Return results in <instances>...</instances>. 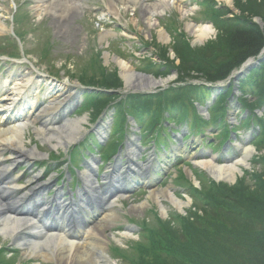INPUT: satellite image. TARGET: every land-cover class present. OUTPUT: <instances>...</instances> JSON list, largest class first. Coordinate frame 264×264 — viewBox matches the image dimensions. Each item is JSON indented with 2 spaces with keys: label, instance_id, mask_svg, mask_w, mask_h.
Wrapping results in <instances>:
<instances>
[{
  "label": "rangeland",
  "instance_id": "obj_1",
  "mask_svg": "<svg viewBox=\"0 0 264 264\" xmlns=\"http://www.w3.org/2000/svg\"><path fill=\"white\" fill-rule=\"evenodd\" d=\"M41 1L45 3V0H0V56L3 53L7 55L5 53L7 46L13 44L9 43L10 40L17 43L20 51L19 57H16L18 61L0 57V81H3L5 85L8 84L6 90L11 91L15 88V83L29 78L37 80L38 85L31 86L30 91L41 104L45 101L43 98L47 88H50L49 83L65 85L72 89L70 96L74 99L73 104L70 103L64 107L68 118L86 117L87 121L83 125L84 133L75 144H71L66 149V152L61 148L52 149L46 142L42 143L39 138H36L30 129L26 130L27 147L37 151L40 156L34 161L18 160L19 165L15 166L13 172L17 178V184L25 186L27 180L34 177L33 175L42 173L43 176L39 178L40 183L46 184L53 179L51 187L45 193L48 201L52 197L55 198L57 191L62 196V200H68L71 195L74 199L77 198L76 192L82 187L79 173L86 172L85 162L90 160L87 157L84 162L81 151L86 156L84 147L89 145L90 138L99 139L98 133L103 126L101 123L96 128L94 125L96 117L102 113L104 119L110 118L109 116H112L114 112L112 109H116V113L113 114L116 125L107 146L104 147L106 140L102 143V147L97 148L96 145L92 147L96 157L92 160L96 162L95 167L98 168V171L94 173L96 182L98 185L103 184V176L114 164L115 173L125 171L124 174H126V168L136 170V163H138V167L143 166V176L142 181L129 183L127 180L126 184L129 188L121 195L123 198L117 200L116 206L110 211L105 210L104 213H100L101 216L114 214L111 220L108 218L101 222L102 228L98 233L103 236L100 246L107 256L106 264L151 262L152 249L157 246V242L161 243L163 248L170 246L166 243L168 245L166 247L165 243L158 240L161 236L159 234H164L167 230L183 233L184 230L181 228L183 225L180 221L186 220L189 213L198 215L200 218L206 216V220L189 225L190 235L187 237L178 239L169 236V239L172 249H176L178 245V253L184 252L198 259L195 264H235L230 260L220 259L229 256V252L221 246V241L223 242L227 236L219 233H229L230 229L236 231L232 232L235 241H227L235 248L230 254L240 251L247 257L256 253L255 247L264 236L263 230H259L261 227L264 228V217H262L264 216V188L258 192L252 185L254 181L264 185V166L258 163L259 160L264 161V47L253 57L247 58L233 68L222 80H205L203 72H196L200 66L209 68L206 65L207 61L210 65L219 66L232 57L225 56L227 50L224 45L228 40L226 34L237 28L236 21L241 16H247L249 13L250 23L263 27L264 0H229L228 4L216 0H183L179 4L178 0H142L138 4L129 5L128 10H123L118 3H115L113 8L108 0H73L76 1L75 9L70 11L66 20H60L59 23L51 13L46 14L36 10L41 7ZM159 1L165 4V7L157 8L156 6V11L141 9L144 5H157ZM171 3H174V7H171ZM15 12L16 15L24 18L22 22L15 23L13 26L12 19ZM188 24L191 27L205 25L211 27L212 32L207 39L198 41L187 30ZM103 31L111 32L114 37L100 42L99 36ZM159 31L164 32L167 38L166 43L159 39ZM13 33L20 36V41L12 36ZM22 51L26 58L21 57ZM105 56L108 57L107 61L104 59ZM190 56L199 60L196 63L188 62L186 59ZM115 58L128 63L134 73L149 74L155 79H165L174 74L176 78L164 88L153 89V93L126 92L117 73V65L112 61ZM202 58H208V60L202 62L204 61V59L200 60ZM205 70L211 72L208 69ZM9 72L11 75L14 74L15 78L7 80ZM41 76L42 79L36 78ZM227 78L230 81L226 80ZM191 87H200V89L202 87L208 91L204 93V97L197 91L198 96L192 95L187 104V106H197L196 108L201 107L206 113H202V116H206L207 112L212 110L201 120L204 136H193L180 144L179 133H184L186 126L183 122L174 124L178 125L177 127L173 125V130L178 134L174 136L172 144H165L166 153H157L153 143L146 141L145 137L152 133L151 135L155 138V133L160 130L161 125L158 122L153 124V122L160 120L163 116L162 110L166 97L180 95V90ZM85 95L87 97L83 101ZM199 98L202 99L201 102ZM123 109H126L128 112L126 114L131 118H136L135 126L147 134L142 139L144 145L139 147L138 138L129 133V139L124 142L122 148V155L109 159L106 163L103 159L104 154H108L105 148L108 149L116 143L114 136H117L118 132H120L119 136L123 133V130H118L117 127V123L124 119ZM189 112H192V108ZM214 118L212 122L211 119ZM34 119L32 116L31 128L43 125L48 128L60 124L59 121ZM178 120V118L173 119L171 123H178ZM211 123L212 126L209 125ZM213 123L227 125L233 133L234 145L238 143L245 148L254 149V155L248 161L249 167L242 170L233 183L215 182L200 168L191 169L190 167L194 161L210 158L204 155L205 152L213 155L215 164H224L236 156V146L228 147L224 154L220 151L211 154L207 146L203 149L202 138H208L212 144H217L220 140L217 135L221 133ZM129 127L132 131L134 129L139 131L135 127L133 129L130 124ZM137 131L135 133H138ZM133 149L135 152L129 157ZM69 160L73 165L77 166L78 163V167L82 166L78 170L77 177ZM99 166L102 167L99 168ZM187 169L191 170V175L186 173ZM195 180L199 184L197 187L194 186ZM156 189L159 191L168 189L174 197L183 201L188 198L191 202L183 209V213H179L166 200L160 198L166 211L165 215H162L157 204L147 199ZM202 195L216 199L219 197L220 201L227 199V203L232 201L233 197H242L247 207H249L248 202H252L251 206L254 208L233 205L234 211L226 213L220 207H215L216 209L205 207L207 199ZM77 211H79L78 208ZM100 217L97 216L95 219L99 221ZM250 217L255 224H250ZM218 220L224 225L218 224ZM124 232L128 236L121 237ZM207 236L215 247L211 257L217 258L203 261L199 260V254L203 253L200 247L206 244L204 238H208ZM217 237L219 240L214 241L213 239ZM17 239L19 240L14 242L15 239L3 238L0 235V248L17 249L14 255L8 252L0 255V264H59L54 259L45 261L40 256L25 257L18 247L15 248L16 243L22 241L23 237L19 235ZM246 251L249 253L246 254ZM159 253L164 252H157ZM92 255L95 256V252ZM159 258H162L160 254ZM238 258L232 257L236 260ZM168 259L166 264H183L176 263L174 255H170Z\"/></svg>",
  "mask_w": 264,
  "mask_h": 264
},
{
  "label": "bare ground",
  "instance_id": "obj_2",
  "mask_svg": "<svg viewBox=\"0 0 264 264\" xmlns=\"http://www.w3.org/2000/svg\"><path fill=\"white\" fill-rule=\"evenodd\" d=\"M108 1L113 8L115 3H118L122 6L123 10H128L129 5H134V3L138 4L142 0ZM181 1L183 0H178V4L181 3ZM216 1H222L226 4L229 3V0ZM40 3L41 7L36 8V10L43 11L46 14L51 13L52 16L57 18V23H59L60 20H66L70 15V11L74 10L76 7V1L73 0H45V3L44 1H41ZM156 6L157 8L159 6L162 8L165 7V4L160 2L157 5H144L141 9H151V11H156ZM171 7H174V3H171ZM113 10L115 11V9ZM110 11L112 12V10ZM186 28L189 30L190 34L194 35L195 38L198 39V41L207 39V37L210 36V33L212 32L211 27L205 25L191 27L188 24ZM112 37L114 36L111 32L103 31V33H101L99 36V41L103 42ZM158 37L163 41V43L167 42L164 32L159 31ZM107 58V56L104 57L106 61ZM112 61L117 65V73L119 74L122 85H124V90L126 92L140 91L147 94L153 93V89L164 88L176 78V76L172 74L165 79H155L149 74L145 75L141 73H134L128 63H124L117 58L113 59ZM4 85L0 82V235L3 238L11 237L15 239L14 242H16L19 240L17 237L15 238L16 234L28 232L32 238L36 239V241L32 239H21L22 241H18L15 246L16 248L18 247V249L22 251L21 253L27 258H38L40 256L45 261H52L51 259H54L59 264H84L85 262L88 264H106L107 256L104 254V250L100 246V240L103 238V236L99 235L98 233L102 228L101 222L108 218L111 220L114 214L111 216H101V214L104 213V209L106 211H110L111 208L116 206L117 200H121V198H123L121 196L122 187H117V189L113 188V190L116 192V198L108 203V201H105L106 195L102 189L109 187V182L107 185L98 186L97 182L94 181L92 174H89L88 172H81L82 174L79 176V179L82 183V187L78 188V191L76 192L78 193L77 200L68 199V201H62L60 197H55L54 202H46L44 199L39 198L40 203L43 204H40V206L37 208V212L34 213V215L31 214L32 217L36 218L37 214L38 216H42V213H45L44 208H47V206H52L53 204L59 207L62 214L59 215L57 228H51L48 226V230H42L38 229V227L37 229L34 227L38 223L37 220H31V218L28 217L30 213H28V210L24 212V207H22V204L28 200V194L34 193L33 195L38 196L36 192H39L40 189L44 191L45 188L48 189V186L38 185L41 175H33L35 177H32V180H28L27 187H22L16 183V176L10 174L12 173L14 165H16L14 164L16 161L23 159L26 161H34L40 156L37 151L27 147L25 134L26 130L28 129H30L32 133L34 132L36 138H39L42 143L46 142L54 150L61 148L66 152V149L71 144H75L79 140L80 136L84 133L83 125L86 123L87 118L75 117L74 119H71L66 116L64 107L66 105H70V103L73 104L74 102V99L70 96V91H72V89L66 87L65 85H51L49 83L51 89L47 88V91L44 94V99H46L47 103L39 108L40 111H38L37 116H35V120L44 119L48 120L49 122L59 121L60 124L49 126L48 128L44 127L46 125H43L42 127L31 128L32 124L30 125L31 121L27 115H29L28 111H30L34 105L36 106V102L34 100L31 101L32 93L30 88L31 86H37L38 81H34L33 79L31 80V78L28 80L25 79L20 83H15V88H12L11 91L6 90ZM37 109L38 107H35L34 110ZM14 110H16L18 114H14ZM30 112L32 113V111ZM6 117L13 119L18 117V124L12 125L11 128L3 129L2 126L5 124L4 120ZM102 135H104L103 132ZM234 146H236L238 154L240 155L233 161H229L226 162V164L221 165L215 164V158L211 157L208 152H205L204 155H207L210 158L194 161L192 164L194 167L196 166L204 171V173L215 182L233 183L241 171L249 167L248 161L254 155L253 148H245L242 144L238 143H236ZM134 152L135 150H131V155H133ZM8 163L13 165L9 166ZM89 165L93 166L94 164L89 162ZM142 168L143 166L139 169L137 176L131 177L132 180L133 178L136 180L142 179ZM124 173L125 172L114 174L112 172L110 175H106V178L102 179L103 181H110V178H112L113 184L118 186V184L121 183L119 180ZM186 173L191 175V171L188 169ZM33 184L36 185V187H33ZM31 186L32 188L28 189ZM194 186H199L196 180L194 181ZM25 191H27V194ZM109 191L110 188L105 191L107 192L106 194H108ZM24 192L25 194H23ZM56 193L59 194V192ZM160 198L166 200L179 213H183V209L186 208L191 202V200L188 198L187 200L183 201L182 199L174 197V195L168 189L160 191L156 189V191H153L149 194L147 199L157 204L162 215H165L166 211ZM144 204H146V202ZM79 205L84 206L85 210L88 209L87 213H82V218L84 220H90L91 216L89 217L90 214L88 212L91 211L94 215H97L98 217L101 216L98 218L100 222L97 219H94L93 224L90 222V224H88L89 226L84 229L81 226L75 224L68 228L66 223L72 218V215L73 217L75 215L72 211V208H75ZM141 206H143V204ZM76 212H78L77 209ZM99 212L102 213L98 214ZM64 217H66L65 222H61V219ZM79 228L80 230H78ZM75 236L77 239H74ZM123 236H128V234L124 232L121 237ZM93 252H95V256L92 255Z\"/></svg>",
  "mask_w": 264,
  "mask_h": 264
},
{
  "label": "trees",
  "instance_id": "obj_3",
  "mask_svg": "<svg viewBox=\"0 0 264 264\" xmlns=\"http://www.w3.org/2000/svg\"><path fill=\"white\" fill-rule=\"evenodd\" d=\"M250 20H251V18H249V13L247 14V16H241V18L237 19V21H236L237 22V24H236L237 28L233 32L226 34L228 37V40L226 42V45H224L225 49L227 50V53L225 54V56L227 57V56L231 55L232 56L231 58L223 61L222 65H219V66L214 65V64L210 65L209 61H207L206 65H208L209 68H205L204 66H200L198 70L196 69L197 70L196 73L203 72L205 74V80H210V81L215 80V79L222 80L230 71L233 70V68L239 66L241 62H243L247 58H250L251 56L253 57V55L257 54L259 52V50H261L264 47L263 46V44H264V23H263V27L260 28L257 25L251 24ZM203 59H204V61H202V62H206L205 61L206 59L208 60V58H202L200 60H203ZM186 60H188V62L190 61L191 63H196L199 60V58L197 60L196 57L190 56ZM205 69H208L211 72H209ZM186 89L187 90H180V92H181L180 95H175L172 98L166 97V101L164 102L163 107L165 108V112L168 114V117L166 118L165 116H161V119L171 122V121H173V119L178 118L179 119L178 121H180L183 117H185L187 114H189L188 112L191 108L193 109V107L191 105L187 106L188 102H190V100H191L192 95L198 96V94H202V96L204 97V93L208 92L202 87H201V89H200V87H191V88H186ZM186 91H188V92H186ZM197 91H199V92H197ZM199 99L201 102L202 99L201 98H199ZM210 112H212V110ZM156 121H160V120H156ZM211 121L213 122V120H211ZM258 163H261L264 166V161L261 162V160H259ZM252 185L254 186V190H256L258 192L262 191L264 188V185H262L261 183H258L257 181H254L252 183ZM217 192H221V191L217 190ZM216 196H218V194H216ZM203 197L207 199V203H206L205 207H209L211 209H216L215 207H220V208H223V210L226 213H228L231 210L234 211V207H232L233 205H237V206L243 205L244 207L245 206L247 207V205L245 204V200H243L242 197H239V198L233 197L232 201H229L228 203L226 202L227 199L226 200L223 199L220 201L219 197H218V199L210 198V197H208V195L207 196L204 195ZM248 203H249L248 206L252 207V209H253L254 207L251 206L252 202H248ZM263 205H264V202H263ZM249 207H247V208H249ZM220 208H218V210ZM187 217L188 218H186V220L182 219L180 221L177 219L183 225V226H181L182 230H184L183 233H179V232L174 233V232H171L170 230H167V231H164V234L163 233L159 234V236L160 235L161 236H160V239L158 238V240H161V242L165 243L166 247L168 246L166 243L170 244V246H169L170 248L169 247L163 248V247H161V243L157 242V246L152 249V251L154 253V254L152 253V255H153L152 260H151V262H148L147 264H166L169 261L168 257H170V255L175 256V259L177 260L176 263H183V264H195V263H197L198 259H196L194 257H190L189 254L187 255L184 252H183V254L178 253L177 252V248L179 247L178 245L176 246V249H172L171 242L169 239V236H173L174 238H178V239L183 238V237L184 238L187 237V235H190V232L188 231L189 225H192L193 223H195L197 221L206 220L205 219L206 216L200 218L198 215L196 216L193 213H189ZM262 217H264V216H262ZM249 221H250V224H252V223L255 224L254 220L251 217H250ZM217 223L224 225L223 222H221L220 220H218ZM213 228L215 229V227H213ZM217 229L219 230L218 227H217ZM230 230L231 231L229 233H227V232L219 233V234H224L225 236H227V238H224L223 242L221 240L220 241H221L222 248L229 252V256H227L225 258H220V259L221 260L225 259L226 261L230 260L232 262H235V264H264V236L261 238V240L259 241V243L255 247L256 253L254 252V254H252V256L246 257V255L245 256L242 255V253L240 251H236L235 253L230 254L231 250H234L235 248L232 244H230L228 242L235 241V240H233L234 234H232V232H236L235 229L234 230L230 229ZM259 230L260 231L263 230L262 231V235H263L264 234V228L261 227V229H259ZM210 231H212V230H210ZM215 232L218 233L217 231H215ZM170 233H171V235H170ZM219 234H215V235L218 236ZM207 237L208 238H204V241L206 244H204L203 246L200 247L201 252H203V253H202V255L199 254V258H200L199 260L205 261V260H210V258H212L211 252H213L215 247L213 244H211L212 241H209L210 237L209 236H207ZM162 238H163V240H162ZM218 238L219 237H217L213 240L217 241V240H219ZM254 240H256V238H254ZM241 241H242V239H241ZM255 243H256V241H255ZM237 245H239V244L237 243ZM158 249L160 251L164 252V253H159L162 256V258H159V254H157V252H160ZM227 251H225V253H227ZM248 253H249V251H246V254H248ZM232 257H239V258L236 260V259H232ZM216 258L217 257H213L212 259L214 260ZM220 259H218V260H220ZM221 260H220V262H221ZM188 261L190 263H188ZM216 262H218V261L216 260Z\"/></svg>",
  "mask_w": 264,
  "mask_h": 264
}]
</instances>
